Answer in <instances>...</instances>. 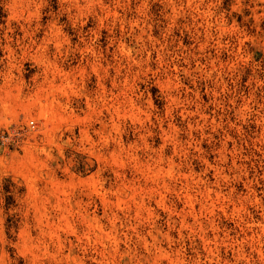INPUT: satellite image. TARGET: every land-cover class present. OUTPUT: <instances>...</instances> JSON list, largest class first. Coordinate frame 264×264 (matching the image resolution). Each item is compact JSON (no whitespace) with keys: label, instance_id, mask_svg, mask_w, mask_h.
<instances>
[{"label":"rangeland","instance_id":"374dc122","mask_svg":"<svg viewBox=\"0 0 264 264\" xmlns=\"http://www.w3.org/2000/svg\"><path fill=\"white\" fill-rule=\"evenodd\" d=\"M0 264H264V0H0Z\"/></svg>","mask_w":264,"mask_h":264},{"label":"built area","instance_id":"2783aa9c","mask_svg":"<svg viewBox=\"0 0 264 264\" xmlns=\"http://www.w3.org/2000/svg\"><path fill=\"white\" fill-rule=\"evenodd\" d=\"M29 122H30V124H34V123H33V120H30Z\"/></svg>","mask_w":264,"mask_h":264}]
</instances>
